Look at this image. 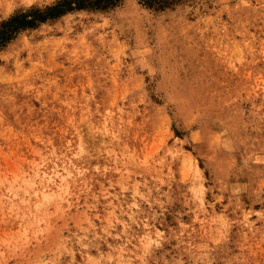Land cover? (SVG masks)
<instances>
[{"label":"rangeland","instance_id":"374dc122","mask_svg":"<svg viewBox=\"0 0 264 264\" xmlns=\"http://www.w3.org/2000/svg\"><path fill=\"white\" fill-rule=\"evenodd\" d=\"M83 2L0 47V264H264V0Z\"/></svg>","mask_w":264,"mask_h":264},{"label":"trees","instance_id":"16d2710c","mask_svg":"<svg viewBox=\"0 0 264 264\" xmlns=\"http://www.w3.org/2000/svg\"><path fill=\"white\" fill-rule=\"evenodd\" d=\"M106 3L111 0H98ZM83 0L58 1V3L46 10H36L35 12H18L6 19L0 27V47L4 46L22 28L32 26L37 21H45L48 18L63 14L74 8H82ZM99 3V2H97Z\"/></svg>","mask_w":264,"mask_h":264},{"label":"bare ground","instance_id":"6f19581e","mask_svg":"<svg viewBox=\"0 0 264 264\" xmlns=\"http://www.w3.org/2000/svg\"><path fill=\"white\" fill-rule=\"evenodd\" d=\"M47 180H48L49 183L52 182V181L54 180V179H53V176H50ZM46 183H47V182H46ZM49 183H48V184H49ZM48 184H47V185H48ZM26 191H27V190H26ZM23 193H24V192H23Z\"/></svg>","mask_w":264,"mask_h":264}]
</instances>
